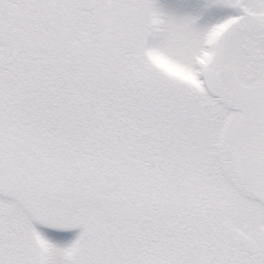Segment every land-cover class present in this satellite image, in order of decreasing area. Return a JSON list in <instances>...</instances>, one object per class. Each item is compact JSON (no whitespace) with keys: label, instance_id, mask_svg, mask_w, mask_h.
Masks as SVG:
<instances>
[{"label":"snow or ice","instance_id":"obj_1","mask_svg":"<svg viewBox=\"0 0 264 264\" xmlns=\"http://www.w3.org/2000/svg\"><path fill=\"white\" fill-rule=\"evenodd\" d=\"M0 264H264V0H0Z\"/></svg>","mask_w":264,"mask_h":264}]
</instances>
